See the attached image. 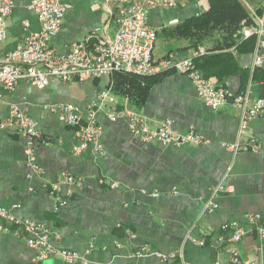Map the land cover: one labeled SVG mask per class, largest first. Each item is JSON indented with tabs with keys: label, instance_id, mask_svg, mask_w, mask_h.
Here are the masks:
<instances>
[{
	"label": "crops",
	"instance_id": "obj_1",
	"mask_svg": "<svg viewBox=\"0 0 264 264\" xmlns=\"http://www.w3.org/2000/svg\"><path fill=\"white\" fill-rule=\"evenodd\" d=\"M31 1L13 0L0 52L15 49L40 30L41 20L30 8ZM66 1L70 8L63 27L50 41L62 54L77 42L93 44L113 38L120 5L141 0ZM209 7V0H178L173 7L148 8L149 23L161 42V53L153 51L154 59L193 55L197 48L187 39L171 36L174 25L170 21L180 23ZM213 40L205 41L203 47L213 46ZM254 50L237 53L241 67L253 69ZM260 51L264 69V37ZM112 77L83 82L52 77L45 88L22 80L14 91L3 95L0 123L9 118L11 106L17 105L38 122L44 137L35 146L36 161L43 169L38 173L28 161L26 138L15 129L0 127V207L19 218L47 224L55 244L78 251L83 260L35 261V250L24 233L6 232L0 233V264H181L179 259L162 261L151 253L137 256L142 245L150 251H183L193 264H232L229 238L233 229L224 227L233 221L248 229L237 243L242 259L264 264V236L247 220L248 214L264 218V113L251 120L241 140L249 148L236 152L229 146L238 140L239 109L231 102L211 108L187 75L174 69L161 71L150 77L151 86L141 100L112 89L116 103H106L97 115L103 130V155L91 149L74 153L75 129L62 124L50 108L70 102L85 110L101 91L113 87ZM123 79L120 75L119 81ZM225 84L233 93L249 88L253 98L264 97V82L250 79L244 84L236 74ZM125 106L146 116L152 127L170 119L175 131L194 130L207 142L184 147L143 142L133 136L126 117L109 118V113ZM63 173L80 178L82 185L57 211L50 184ZM66 189L63 186L61 194ZM211 199L217 206L207 208Z\"/></svg>",
	"mask_w": 264,
	"mask_h": 264
},
{
	"label": "built area",
	"instance_id": "obj_2",
	"mask_svg": "<svg viewBox=\"0 0 264 264\" xmlns=\"http://www.w3.org/2000/svg\"><path fill=\"white\" fill-rule=\"evenodd\" d=\"M241 1L248 5L246 0ZM177 4L178 0H141L136 3L122 4L118 9V28L113 38L108 37L93 44L85 41L77 42L67 53L62 54L51 47L50 41L61 31L70 4L66 0H32L30 8L40 18L41 28L28 36L26 41L15 49L6 53L0 52V104L3 101V95L14 91L22 80L45 88L52 77L65 82H83L111 76L118 72L146 76L174 69L191 79L207 106L216 109L231 102L239 109L238 140L229 147L236 152L240 148L248 149L249 146L241 143V140L248 132L251 120L263 115L264 97L253 98L249 88L233 93L227 86L217 84L214 79L205 76L194 61L195 55L206 51L203 46L198 47L193 55L181 59L173 54L158 60L153 57L158 31L150 25L147 9L159 6L173 7ZM13 9V0H0V44L7 36L6 18ZM251 13L255 16L256 26H244L241 33L244 37L252 34L257 36L252 64L254 69L263 63L260 49L263 45L264 18L257 16L253 10ZM177 23H179L178 19L170 21L172 25ZM108 102L116 103V96L112 93L111 87L101 91L98 98L89 103L85 110L70 102L51 106L50 109L57 113L59 121L76 131L77 142L73 146L74 153L79 154L88 149L98 155L105 153L102 141L103 130L97 115ZM108 116L113 121L126 117L133 136L143 142H156L175 147L200 145L207 142L194 130L188 133L175 131L173 121L170 119L152 127L146 116L126 106L122 110L109 113ZM0 127L15 129L26 138L25 152L28 161L34 171L43 172L35 156V146L39 141H43L44 137L38 122L19 106L12 105L9 118L0 123ZM253 150H257L256 146ZM80 185L82 180L71 173H63L59 181L50 184L57 211L66 206L68 197L73 196L75 188ZM63 186L67 187L65 195L61 194ZM154 195L157 196L158 193ZM216 206L212 199L206 204L207 208ZM247 220L254 225L259 236H264V218L261 215L248 214ZM224 228L233 229L229 238L232 242L230 250L232 264H256L254 260L242 259L237 248V243L248 233L245 225L233 221L226 224ZM6 232L24 233L28 245L35 250V261L41 262L51 257H60L70 263H79L83 260L78 251L57 246L53 241L51 228L47 224L19 218L0 207V233ZM148 253L156 255L162 261L179 259L181 264H193L185 259L183 251L170 253L150 251L148 245H142L135 254L143 256ZM83 263L86 264V261Z\"/></svg>",
	"mask_w": 264,
	"mask_h": 264
},
{
	"label": "trees",
	"instance_id": "obj_3",
	"mask_svg": "<svg viewBox=\"0 0 264 264\" xmlns=\"http://www.w3.org/2000/svg\"><path fill=\"white\" fill-rule=\"evenodd\" d=\"M210 7L199 15L192 16L177 23L169 30L172 37H183L190 45L198 48L208 39H214V45L206 48L204 53L194 56V61L205 76L226 85L225 81L232 75H241L244 84L249 80L264 82L262 67H241L237 53L253 52L257 36L244 37L241 30L244 26H256L255 16L241 0H209ZM247 4L259 17L264 18V0H246ZM119 75V76H118ZM124 79L120 82L119 77ZM158 73L139 76L127 73H115L113 87L129 98L141 100L151 86L150 77ZM115 77V78H114Z\"/></svg>",
	"mask_w": 264,
	"mask_h": 264
},
{
	"label": "rangeland",
	"instance_id": "obj_4",
	"mask_svg": "<svg viewBox=\"0 0 264 264\" xmlns=\"http://www.w3.org/2000/svg\"><path fill=\"white\" fill-rule=\"evenodd\" d=\"M159 43H161L160 42V39H158L157 40V46H156V48H155V54H159V53H161V45H159Z\"/></svg>",
	"mask_w": 264,
	"mask_h": 264
}]
</instances>
